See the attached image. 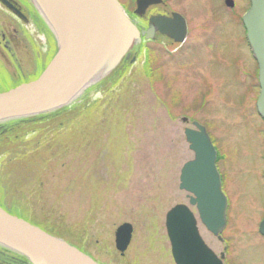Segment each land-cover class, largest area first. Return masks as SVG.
I'll return each instance as SVG.
<instances>
[{"label": "rangeland", "instance_id": "1", "mask_svg": "<svg viewBox=\"0 0 264 264\" xmlns=\"http://www.w3.org/2000/svg\"><path fill=\"white\" fill-rule=\"evenodd\" d=\"M118 1L135 10V0ZM233 1L230 9L223 0H165L187 20L184 43L145 42L134 64L97 91L84 90L66 107L71 111L0 144V189L7 192L0 201L102 262L174 264L164 221L184 194L174 169L192 158L185 117L206 129L229 175L225 236L235 246H256L264 205L231 179L242 167L264 164V121L255 107L257 64L240 20L249 1ZM123 222L133 235L120 256L114 232Z\"/></svg>", "mask_w": 264, "mask_h": 264}, {"label": "water", "instance_id": "2", "mask_svg": "<svg viewBox=\"0 0 264 264\" xmlns=\"http://www.w3.org/2000/svg\"><path fill=\"white\" fill-rule=\"evenodd\" d=\"M44 20L56 42V52L34 80L0 92V134L11 123L32 124L70 105L84 90L115 77L134 64L145 41L160 34L176 45L184 42L186 22L178 13L150 16L140 30L117 0H28ZM162 0H135L139 18ZM226 5L233 7L231 0ZM8 8L14 11L10 6ZM242 22L258 65L260 93L256 101L264 119V0H250ZM109 82V81H106ZM183 130L192 158L182 164L178 190L188 205L179 203L165 213V230L174 264H223L202 238L198 222L217 237L225 226L226 198L216 168V151L205 128L188 118ZM11 122V123H10ZM190 206L196 208L198 217ZM264 234V221L260 225ZM133 233L122 223L114 233L115 248L123 254ZM0 247L29 264H98L61 238L9 214L0 207Z\"/></svg>", "mask_w": 264, "mask_h": 264}, {"label": "flooded vegetation", "instance_id": "3", "mask_svg": "<svg viewBox=\"0 0 264 264\" xmlns=\"http://www.w3.org/2000/svg\"><path fill=\"white\" fill-rule=\"evenodd\" d=\"M225 1L223 0V4ZM167 5L165 0H162L161 4L151 7L142 18L134 15L133 12L131 14L126 10L125 12L136 22L140 30H146L150 16H170L174 12ZM8 6L14 11L10 10ZM156 37L163 38L169 43L174 44L170 39L160 34ZM52 41V36L47 29V25L28 0H0V92L6 91L18 84L31 81L32 78L38 75L42 67L46 65L50 57V51L53 50L54 41ZM250 55L253 57L251 53ZM216 161L221 189L227 201L225 212L226 224L217 237L208 232L202 224L201 227L208 235L215 239L214 244L218 245V248L214 252L224 264H251L252 261H260L256 264H264V247H260L264 246V234L259 230L260 224L264 220V208L254 226L256 246L247 245L240 247L238 244L236 246L232 245L228 236H225L229 226L232 200L230 191L227 190L226 186L229 175L218 166V152ZM236 179L243 183L244 186H247L248 189L252 188L257 196L256 202H259L260 206L264 205V164L242 167V170L235 171L234 178L231 179L232 186ZM235 240H238L237 236ZM246 240L247 237L244 241L246 242ZM257 251H262V256H254V253H258ZM240 254H243V261H240L238 258ZM119 255L123 256L120 253ZM98 262L100 264H108L102 261ZM0 264L29 263L17 254L0 247Z\"/></svg>", "mask_w": 264, "mask_h": 264}, {"label": "trees", "instance_id": "4", "mask_svg": "<svg viewBox=\"0 0 264 264\" xmlns=\"http://www.w3.org/2000/svg\"><path fill=\"white\" fill-rule=\"evenodd\" d=\"M53 42V41H52ZM54 46H53V49H55V44H53ZM123 70V69H122ZM125 70V69H124ZM109 80H111V78H109V79H106V80H104V81H102L101 83H99L98 85H96V86H94V87H91V89L92 90H94V91H97L106 81H109ZM72 109L70 108V109H68V108H63V109H61V110H59V111H57L55 114H53L52 116H50V117H47V118H44L42 121H39V122H36V123H40V122H44V121H48V120H50V119H53V118H55V117H57V116H59V115H62V114H64V113H66V112H69V111H71ZM32 124H35V123H32ZM32 124H23V123H19V122H17V123H11L10 125H9V128H8V132H6L5 134H0V144H2L3 142H5L6 140H9V138H12V137H14V136H16V134H18V132L20 131V130H22V129H25V128H27V127H30V125H32ZM4 155V154H3ZM3 155L1 156L0 155V160H2L3 158ZM4 193V194H3ZM6 194H7V192H6V188H4V187H2L1 189H0V197H2L3 199H6ZM1 198V199H2ZM5 204H7V203H2L1 201H0V206L3 208V209H5L6 211H8V212H10V214H13V215H15V216H18V217H20V218H23V219H25V220H28L26 217H25V215H23V214H21V213H19L18 211H16V210H14L12 207L9 209V208H7V206H5ZM43 229V228H42Z\"/></svg>", "mask_w": 264, "mask_h": 264}, {"label": "bare ground", "instance_id": "5", "mask_svg": "<svg viewBox=\"0 0 264 264\" xmlns=\"http://www.w3.org/2000/svg\"><path fill=\"white\" fill-rule=\"evenodd\" d=\"M52 40L54 41V39H53V37H52ZM76 101V100H75ZM11 123V122H10ZM186 161H188V160H186ZM185 161V162H186ZM185 162H183V163H185ZM182 163V164H183ZM1 166V165H0ZM182 166V165H181ZM181 166H179V167H177L176 168V170L174 169V172L176 173V177H178L179 176V171H180V168H181ZM0 178H1V176H0ZM178 189V188H177ZM179 191V190H178ZM180 193H184L183 191H179ZM186 194L184 193V194H182V197H181V199L179 200V202H182V203H186ZM175 204H178V203H175ZM1 207V206H0ZM2 208V207H1ZM11 208V207H10ZM9 208V209H10ZM8 212V211H7ZM8 213H10V212H8ZM123 223H125V222H123ZM164 223H165V221H164ZM198 228H199V232H200V234H201V236H202V238L205 240V242L207 243V245H209V246H211V248H212V250L214 251V250H216L217 248H218V245H216V244H214L215 243V239L213 238V237H211L210 235H208L205 231H204V229L201 227V225L198 223ZM45 230V229H44ZM47 231V230H46ZM48 234H51V235H53L52 234V232H48ZM53 236H55V235H53ZM67 243H69L68 241H66ZM71 246H73L74 248H76L78 251H80L81 253H83V254H85V255H88L91 259H93V261H95L96 263H98V264H100L98 261H100L99 259H97L95 256H94V254H90V253H88V252H86L85 250H83L81 247H79L78 245H75V244H71V243H69ZM129 247V246H128ZM2 248V247H1ZM4 249V248H3ZM128 249V248H127ZM126 249V250H127ZM162 251H163V249H162ZM124 255V254H123ZM162 255V254H161ZM93 256V257H92ZM97 260H96V259Z\"/></svg>", "mask_w": 264, "mask_h": 264}]
</instances>
